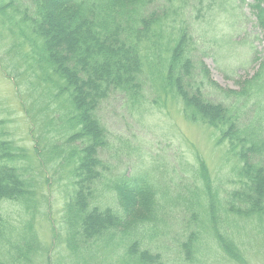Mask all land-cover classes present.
Returning <instances> with one entry per match:
<instances>
[{
  "label": "trees",
  "instance_id": "trees-1",
  "mask_svg": "<svg viewBox=\"0 0 264 264\" xmlns=\"http://www.w3.org/2000/svg\"><path fill=\"white\" fill-rule=\"evenodd\" d=\"M172 3L0 0V73L11 81L35 143L28 149L18 142L0 109V209L2 201L15 203L26 216L14 261L192 264L205 233L229 263L245 264L229 224L264 218V56L254 57L258 67L238 89L220 86L193 59L197 24L174 30L167 19ZM247 6L264 42V0ZM160 90L179 97L184 117L226 145L236 161L233 186L219 189L203 160L190 183L182 176L177 183L174 168L121 167L131 164L134 139L107 126L104 104L120 97L131 106ZM63 174L61 221L46 253L34 226L44 212L39 190ZM8 227L0 213V242Z\"/></svg>",
  "mask_w": 264,
  "mask_h": 264
},
{
  "label": "rangeland",
  "instance_id": "rangeland-1",
  "mask_svg": "<svg viewBox=\"0 0 264 264\" xmlns=\"http://www.w3.org/2000/svg\"><path fill=\"white\" fill-rule=\"evenodd\" d=\"M250 1L173 0L172 8L166 10V13H172L167 19H171L174 30L185 22H195L199 26H192L195 40L193 59L197 63L202 61L208 68L210 78L225 88L238 89L239 82L255 72L259 60L264 56V42L247 6ZM167 32L171 34L169 29ZM172 34L174 36L176 32ZM250 44L254 46L252 51ZM254 57L259 60L255 61ZM159 83L160 80H153L152 84L158 88ZM173 96L170 93L165 96L160 90L159 95L148 93L145 99L131 106L121 105L120 97L104 104L102 115L107 126L134 139L135 148L129 156L131 164L121 167L132 171L137 163L138 166L144 165V168L159 166L163 172V169L174 168L179 174L173 175L177 183L180 176L190 183V175H197L196 170L200 160H203L211 180L219 185V189L233 186L230 178L237 180L234 171L236 161L226 152V145L216 143L215 133L207 125L186 119L182 101ZM0 109L5 111L10 121L13 137L28 149L33 148L35 143L32 136L25 134L29 130V122L22 114L11 81L1 73ZM64 174L60 183L46 182L39 190L44 212L43 216L37 217L34 226L42 248L47 249L46 253L54 249L53 227H59L61 221L67 193ZM177 185L180 189L181 186ZM0 213L9 224L6 228L7 241L0 242V262L24 264L23 259L14 261L17 252L13 251L21 238L26 216L19 211L17 204L6 201H2ZM229 236L244 254L245 264H264V218L260 221L257 217L236 218L234 223L229 224ZM198 241L200 252L192 264H231L209 235L201 234Z\"/></svg>",
  "mask_w": 264,
  "mask_h": 264
}]
</instances>
